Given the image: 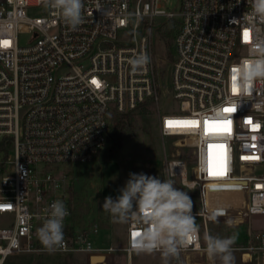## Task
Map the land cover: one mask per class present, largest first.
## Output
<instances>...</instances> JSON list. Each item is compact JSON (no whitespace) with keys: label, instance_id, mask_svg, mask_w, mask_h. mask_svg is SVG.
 <instances>
[{"label":"built area","instance_id":"obj_1","mask_svg":"<svg viewBox=\"0 0 264 264\" xmlns=\"http://www.w3.org/2000/svg\"><path fill=\"white\" fill-rule=\"evenodd\" d=\"M251 4L178 0L167 11L160 0H83V22L73 30L42 0L0 1V144L13 142V155L0 160V217H12L0 225V264L21 253L106 256L120 250L95 243L93 229L74 230L53 251L40 243L36 231L48 206L57 199L65 203L64 227L72 214L62 192L65 177L47 167L93 161L110 141L114 112L160 100L153 39L164 20L177 27L168 89L177 107L159 111L161 134L176 138L167 171L196 189L200 201L199 209L192 203L198 232L179 259L192 264L187 253L204 251L203 229L210 234L215 215L246 225L243 258L259 257L264 264V226L260 230L253 222L259 216L264 223V81L245 94L233 71L264 41V22L247 15ZM23 33L30 35L26 44L20 43ZM142 54L148 63L134 68L131 61ZM186 148L192 171L183 158ZM140 230L128 222L123 250L130 264L136 253L130 239Z\"/></svg>","mask_w":264,"mask_h":264},{"label":"rangeland","instance_id":"obj_2","mask_svg":"<svg viewBox=\"0 0 264 264\" xmlns=\"http://www.w3.org/2000/svg\"><path fill=\"white\" fill-rule=\"evenodd\" d=\"M160 3L163 8L170 11L177 7L178 0H160ZM159 31L158 29L154 35L153 55L160 100L147 101L146 106L149 111L139 115V123L142 128L124 141L119 158L117 160L103 159V156L112 147V142L109 141L108 145L96 155L93 161L63 163L47 167L48 170L53 171L59 177H65L62 192L64 193L65 188L69 207L72 210L67 227H74L77 232L93 229L91 237L95 243L113 245L120 249L113 254L104 256V260L99 263L93 261L92 256L88 253H71L75 260L74 264H130L128 253L123 250L126 244L128 222L119 223L102 209L105 197L111 196L115 199L120 195L119 190L125 186L126 181L129 179V173L143 172L159 176L162 180L172 179L176 185L184 186L179 177H172L167 171V162L173 158V153L176 152L174 147L176 138L164 137L159 129V111H170L177 107V103L172 100L171 93L168 90L174 60L170 62L166 58L164 42L160 38ZM29 38V34H21L20 43L26 44ZM174 38L172 39L173 45ZM12 150L13 142L11 139H7L6 145L0 146V160L11 156ZM191 154L190 148H186L183 153V158L185 157L189 161L190 171H192L193 163ZM187 189L194 193L197 192L196 189ZM227 221L226 218L217 217L216 221L211 220L208 226L209 231L213 228L214 236L237 235V241L233 246L234 264H260L259 257L256 258L255 256L253 259L244 260L243 250H240L247 243V226L244 224L229 226ZM11 222V216L0 217V225H7ZM253 222L254 226L260 228V230L264 226L263 219L259 216L255 217ZM211 232L209 233L211 234ZM205 234L206 230L203 229V235ZM56 255L58 254L48 252L21 253L16 254L14 259L18 264H25L31 256H35L33 264H39L40 262L52 264L56 263ZM187 260L188 263L192 264H212L208 260L205 251L194 253ZM131 264H165V258L161 252L156 251L152 253H133ZM167 264H182V262L178 256L168 258ZM215 264H220L218 258L215 260Z\"/></svg>","mask_w":264,"mask_h":264},{"label":"clouds","instance_id":"obj_3","mask_svg":"<svg viewBox=\"0 0 264 264\" xmlns=\"http://www.w3.org/2000/svg\"><path fill=\"white\" fill-rule=\"evenodd\" d=\"M46 9L54 10L75 30L82 22L83 0H42ZM253 21L264 22V0H252L251 12L247 14ZM146 55H139L131 61L134 68L148 63ZM236 68L237 83L247 94L254 82L264 81V41L253 46V54L244 58ZM115 199L105 197L102 209L115 221L135 223L142 230L130 239V247L137 254L161 251L167 264L168 258L178 257L182 247L198 232L192 215V201L188 193L175 187L172 179L146 173H129V179ZM46 217L37 229L40 243L50 251L63 246L64 220L69 215L62 200H55L45 209ZM215 222L217 217L210 216ZM227 224L232 226V221ZM207 258L212 264L218 258L220 264H234L233 246L237 235L227 237L206 233L203 237Z\"/></svg>","mask_w":264,"mask_h":264},{"label":"trees","instance_id":"obj_4","mask_svg":"<svg viewBox=\"0 0 264 264\" xmlns=\"http://www.w3.org/2000/svg\"><path fill=\"white\" fill-rule=\"evenodd\" d=\"M3 1V0H1ZM160 38L164 42L165 46V55L166 58L172 62L175 58L174 45L172 39L175 37L177 32V27L175 21L173 20H164V22L158 25ZM147 102L140 105L137 109L128 111V112H114L111 115V131H110V141L112 142V147L109 148V151L106 155L103 156V159L106 160H117L120 156V152L123 149L124 141L130 136L134 135L139 129L142 128L139 123V115L147 113L149 110L147 108ZM7 139L3 140L0 146H5ZM175 187L180 188L181 190L188 193L191 198V201L196 209L200 207L199 195L188 190L186 187L181 185H176ZM212 231V232H211ZM211 235L214 236V230L211 228L209 231ZM74 233L73 227H64V236H72ZM56 255V263L52 264H74L75 260L71 256V253H54ZM59 256V257H57ZM35 256H31L29 261L25 264H33V259ZM43 257V256H42ZM15 255L7 258L4 264H18L15 261ZM39 264H45L40 262Z\"/></svg>","mask_w":264,"mask_h":264},{"label":"snow or ice","instance_id":"obj_5","mask_svg":"<svg viewBox=\"0 0 264 264\" xmlns=\"http://www.w3.org/2000/svg\"><path fill=\"white\" fill-rule=\"evenodd\" d=\"M233 71H236L235 69L233 70ZM234 80H235V77L233 78ZM93 83H97L96 81H93ZM97 86H99L98 84H97ZM235 84L233 85V90L235 91ZM224 111L225 112H232V111H234L232 108H225L224 109ZM190 124H192V125H195V124H198V122H189ZM208 121H206L205 122V130L207 131V125H208ZM225 123H230V122H225ZM168 126H172V122L171 121H169L168 122ZM225 130L226 131H230V128H225ZM213 146L212 145H209V148L211 149ZM209 174L211 175L212 174V172H211V154L209 155ZM138 235V233L137 232H134V233H132V236H133V238H135L136 236Z\"/></svg>","mask_w":264,"mask_h":264},{"label":"water","instance_id":"obj_6","mask_svg":"<svg viewBox=\"0 0 264 264\" xmlns=\"http://www.w3.org/2000/svg\"><path fill=\"white\" fill-rule=\"evenodd\" d=\"M248 256V255H247ZM104 255H93L92 256V260L93 261H96V262H102L104 260Z\"/></svg>","mask_w":264,"mask_h":264},{"label":"bare ground","instance_id":"obj_7","mask_svg":"<svg viewBox=\"0 0 264 264\" xmlns=\"http://www.w3.org/2000/svg\"><path fill=\"white\" fill-rule=\"evenodd\" d=\"M186 181H188V180H186ZM200 252H203V251H196V252H192V253H187L186 257L189 258L190 255H192V254H194V253H200Z\"/></svg>","mask_w":264,"mask_h":264},{"label":"crops","instance_id":"obj_8","mask_svg":"<svg viewBox=\"0 0 264 264\" xmlns=\"http://www.w3.org/2000/svg\"><path fill=\"white\" fill-rule=\"evenodd\" d=\"M74 228V227H73ZM126 240H127V238H126Z\"/></svg>","mask_w":264,"mask_h":264}]
</instances>
